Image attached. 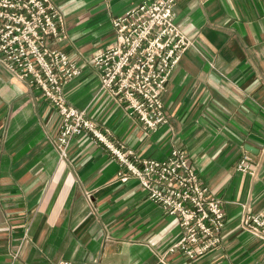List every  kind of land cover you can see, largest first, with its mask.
<instances>
[{
  "label": "crops",
  "instance_id": "obj_1",
  "mask_svg": "<svg viewBox=\"0 0 264 264\" xmlns=\"http://www.w3.org/2000/svg\"><path fill=\"white\" fill-rule=\"evenodd\" d=\"M66 36L55 46L82 67L64 87L83 110L141 158L180 148L222 201L221 246L196 260L164 254L177 218L86 137L60 159V116L0 67V264H264V242L240 227L264 209V0H178L175 22L193 42L162 95L167 123L145 132L100 90L92 53L113 42L112 19L144 0H50ZM252 174L237 171L242 155Z\"/></svg>",
  "mask_w": 264,
  "mask_h": 264
},
{
  "label": "built area",
  "instance_id": "obj_2",
  "mask_svg": "<svg viewBox=\"0 0 264 264\" xmlns=\"http://www.w3.org/2000/svg\"><path fill=\"white\" fill-rule=\"evenodd\" d=\"M177 2L144 0L114 17L113 44L88 59L98 73L100 90L124 105L145 132L167 123L162 95L182 56L193 47L175 22ZM65 36L64 18L50 0H0V67L38 91L60 116V159H66L77 137L101 146L119 166L117 181H137L150 202L177 218L179 235L162 255L193 261L218 249L226 225L222 201L201 183L184 150L173 148L162 159L141 158L114 139L109 128L67 103L64 87L81 75L82 67L55 46ZM236 169L252 174L246 154ZM240 227L264 242V209L243 216Z\"/></svg>",
  "mask_w": 264,
  "mask_h": 264
}]
</instances>
